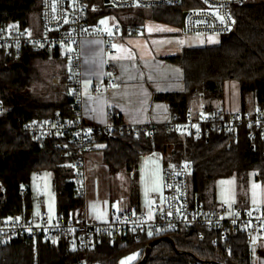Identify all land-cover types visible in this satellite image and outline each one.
<instances>
[{"label": "trees", "instance_id": "trees-1", "mask_svg": "<svg viewBox=\"0 0 264 264\" xmlns=\"http://www.w3.org/2000/svg\"><path fill=\"white\" fill-rule=\"evenodd\" d=\"M41 4L42 0H0V28L32 29L33 18L41 14ZM188 8L189 4L146 10L153 19L182 25ZM140 13L139 19L144 17ZM232 14L236 27L221 37L219 45L188 49L170 59L184 71L185 90L157 98L170 104L176 119L187 116L195 99H220L227 80L236 81L242 97L252 94L256 107L264 109V0H248L233 7ZM90 20L93 21L91 14ZM50 57L65 64L64 87L41 98L31 91L36 81L34 65ZM75 77L70 52L63 54L60 48L25 49L18 57L0 54V101L12 107L8 114L0 116V219L33 215L31 180L44 172L52 173L57 218L69 219L83 208V201L75 192L73 171L56 150V141H34L24 131V125L33 119L55 121L76 116L78 107L72 98ZM94 144L101 146L102 161L114 174L136 170L141 157L155 151L167 153L170 148L173 166L185 163L192 166L191 193L207 206L215 205L211 203V191L220 179L255 172L264 180V139L252 140L246 133L238 139L212 133L195 140L181 139L161 128L140 137L102 134L96 136ZM165 236L174 240L176 248L163 241L146 258L149 243ZM153 239H144L139 244L131 238H120L115 243L104 241L93 250L91 260L94 264H118L124 255L139 249L141 258L136 264H252L244 234L233 237L229 253L220 245H213L209 235L200 238L195 229L165 232ZM81 257L80 250H71L58 239L18 237L0 242V264H79Z\"/></svg>", "mask_w": 264, "mask_h": 264}, {"label": "built area", "instance_id": "built-area-1", "mask_svg": "<svg viewBox=\"0 0 264 264\" xmlns=\"http://www.w3.org/2000/svg\"><path fill=\"white\" fill-rule=\"evenodd\" d=\"M94 0H42L41 29L0 28V54L18 57L25 49L62 50L70 48L76 77L72 98L78 111L75 117L66 120H30L24 131L34 141L55 140V148L68 161L73 171V182L78 198L83 201L81 212L69 219L54 217L47 212L44 203L36 215L0 219V242L18 237L33 240L63 241L71 250L82 253L79 264H94L92 252L104 241L115 243L120 238H131L139 244L144 239H153L165 232L180 229L198 230L199 237L220 245L226 253L231 252L233 237L244 234L251 246L255 241H264V208L246 205L216 204L207 206L193 197L190 179L193 168L190 164L168 167L163 175L162 199L152 206V213L140 211L118 212L113 210L104 223L89 222L86 212L87 156L96 136L117 133L119 135H149L164 128L167 133L181 139L200 140L212 133H224L234 139L246 133L252 140L264 139V109L254 112L240 110L227 112L223 109L188 113L184 119H176L166 125H129L107 123L94 125L82 113L83 85L80 70V44L86 39L104 41L106 50L116 51L112 43L124 40L136 32L132 28L109 34L93 25L90 8ZM105 1V0H104ZM248 0H108L120 10L153 9L162 6L181 7L189 4L181 25L185 34L194 36L219 35L232 32L236 23L232 14L235 6ZM113 79L107 78L105 88L110 89ZM98 92V88L95 93ZM12 107L0 101V116L8 114ZM63 141V142H62ZM23 194L26 191H22ZM41 202V201H40ZM154 240V239H153Z\"/></svg>", "mask_w": 264, "mask_h": 264}, {"label": "crops", "instance_id": "crops-1", "mask_svg": "<svg viewBox=\"0 0 264 264\" xmlns=\"http://www.w3.org/2000/svg\"><path fill=\"white\" fill-rule=\"evenodd\" d=\"M140 10L135 11L136 15L142 11L144 17L139 19V25L132 28L136 34L112 43L111 47L116 54L107 51L104 41L99 39H86L80 44L82 113L91 124L106 125L115 120L129 125L168 124L174 118L171 106L157 96L182 93L185 90L184 71L170 59L188 49L220 44L221 39L218 43L213 36L185 34L180 24L153 19L149 16V10ZM91 23L96 25L93 21ZM125 28L128 27L122 29ZM107 78L113 79L110 89L105 88ZM97 88L98 92L95 93ZM223 110L233 112L226 108ZM202 111L212 110L199 109L191 104L188 113L198 114ZM93 151L101 152V146L94 144L90 152ZM162 190L163 187L157 193H151L144 203L145 211L140 212L152 213L153 204L163 198ZM243 204L251 207L246 196L229 203L232 206ZM258 205V208H264V203ZM37 213L33 209V214Z\"/></svg>", "mask_w": 264, "mask_h": 264}, {"label": "rangeland", "instance_id": "rangeland-1", "mask_svg": "<svg viewBox=\"0 0 264 264\" xmlns=\"http://www.w3.org/2000/svg\"><path fill=\"white\" fill-rule=\"evenodd\" d=\"M120 10L113 7H106L104 0L92 1L90 14L93 22L100 29L114 35L116 28L119 31L123 27L133 28L138 24L139 18L135 11ZM33 30L41 29V14L33 18ZM103 22V23H102ZM141 31V30H140ZM139 31V33H140ZM213 36L220 41L219 35ZM70 48L62 50L65 54ZM36 81L31 91L41 98L56 92L64 87L62 75L65 64L57 61L54 57L38 60L35 62ZM192 104L199 109L211 107L212 109H228L236 111L246 109L250 112L256 111L252 94L242 97L239 84L234 80H227L222 85V96L220 99L211 100L198 98ZM163 151H155L140 159L138 168L131 172L121 171L110 173L102 161L100 151L90 152L87 156V200L86 210L89 222H107L113 210L118 212H133L135 209L144 210V203L147 202L151 193H157L162 189L161 182L163 172L173 166V158ZM32 200L35 211H39L41 204L52 218L57 216V198L53 188V177L51 172H44L41 175H34L31 180ZM164 196V191L162 190ZM246 196L250 200L252 208H258V203H264V180L257 177L255 172L243 176H233L220 179L214 184L211 191V203H225ZM41 201V202H40ZM140 202V205L139 203ZM252 264H264V241H255L251 246ZM141 258V250L135 249L124 255L118 264H136Z\"/></svg>", "mask_w": 264, "mask_h": 264}, {"label": "water", "instance_id": "water-1", "mask_svg": "<svg viewBox=\"0 0 264 264\" xmlns=\"http://www.w3.org/2000/svg\"><path fill=\"white\" fill-rule=\"evenodd\" d=\"M104 3L106 4V7H112L108 3V0H105ZM185 16H186V13H184V16L183 17H185ZM163 241L169 242L174 248H176L175 242H174V240L171 237L165 236V237H162V238H158V239H155V240H153L152 242L149 243V245L146 248V255H145V257L148 258L151 255V253H152V249L156 245H158L159 243H161Z\"/></svg>", "mask_w": 264, "mask_h": 264}, {"label": "snow or ice", "instance_id": "snow-or-ice-1", "mask_svg": "<svg viewBox=\"0 0 264 264\" xmlns=\"http://www.w3.org/2000/svg\"><path fill=\"white\" fill-rule=\"evenodd\" d=\"M103 23V22H102Z\"/></svg>", "mask_w": 264, "mask_h": 264}]
</instances>
